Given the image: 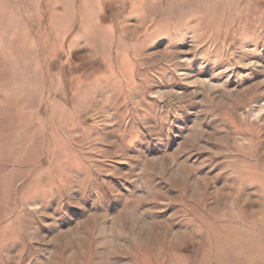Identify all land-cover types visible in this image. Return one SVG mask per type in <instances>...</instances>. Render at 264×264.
Segmentation results:
<instances>
[{
    "label": "rangeland",
    "instance_id": "1",
    "mask_svg": "<svg viewBox=\"0 0 264 264\" xmlns=\"http://www.w3.org/2000/svg\"><path fill=\"white\" fill-rule=\"evenodd\" d=\"M0 264H264V0H0Z\"/></svg>",
    "mask_w": 264,
    "mask_h": 264
}]
</instances>
